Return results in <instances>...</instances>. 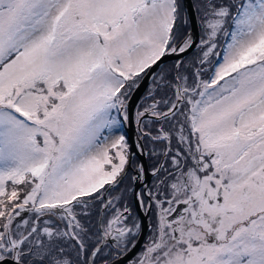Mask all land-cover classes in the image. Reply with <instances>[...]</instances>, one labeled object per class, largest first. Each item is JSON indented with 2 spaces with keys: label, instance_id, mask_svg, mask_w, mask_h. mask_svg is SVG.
<instances>
[{
  "label": "snow or ice",
  "instance_id": "6c2138e0",
  "mask_svg": "<svg viewBox=\"0 0 264 264\" xmlns=\"http://www.w3.org/2000/svg\"><path fill=\"white\" fill-rule=\"evenodd\" d=\"M134 207L129 264H264V0H0V264H119Z\"/></svg>",
  "mask_w": 264,
  "mask_h": 264
},
{
  "label": "water",
  "instance_id": "95a60500",
  "mask_svg": "<svg viewBox=\"0 0 264 264\" xmlns=\"http://www.w3.org/2000/svg\"><path fill=\"white\" fill-rule=\"evenodd\" d=\"M190 53V52H189ZM187 53V55L189 54ZM175 59L174 57L168 58L164 61L167 62L169 60H173ZM152 71H156L155 68H153ZM150 80L148 77H145L142 81V83L140 84L139 88L133 93L131 100H130V111L134 112L135 107L141 97V95L143 94V92L145 91L146 87L149 85ZM127 127V131L129 133V136L131 138V142L135 141V133H137V129H136V125L130 124ZM138 210L140 211V209L138 208ZM140 213L142 214V212L140 211ZM142 223H143V233L142 235L139 237L138 242L136 244V247L133 248L130 252H128V254L126 256H124L120 261L119 264H124L125 262H127L130 258H132L136 252L139 250V247L143 241V238L147 232V228H148V221H147V216H145L144 214H142Z\"/></svg>",
  "mask_w": 264,
  "mask_h": 264
},
{
  "label": "flooded vegetation",
  "instance_id": "af4514ba",
  "mask_svg": "<svg viewBox=\"0 0 264 264\" xmlns=\"http://www.w3.org/2000/svg\"><path fill=\"white\" fill-rule=\"evenodd\" d=\"M165 65H167V64H165ZM148 89H149V85L146 87V89H145V91L143 92V94L141 95V97H143L144 95H145V93L148 91ZM141 97H140V99H139V101H138V103L137 104H139V103H141ZM137 106V105H136ZM135 109H136V107H135ZM135 111V110H134ZM128 135H129V133H128ZM138 138V134L137 133H135V140ZM130 143H131V139H130ZM150 163V162H149ZM134 211H135V213L137 214V216L140 218V220L142 221V214H143V212H142V214L140 213V211L138 210V208H135L134 207ZM147 221H148V223H149V221H153L154 222V216H152V215H149V216H147ZM150 235V232H149V229L147 228V232H146V234H145V236H144V238H143V241H142V243H141V245H140V247H139V250L136 252V254L132 257V258H130L127 262H125L124 264H129V261L130 260H132L140 251H141V249H142V247H143V245H144V242H145V240L147 239V237ZM139 239V238H138Z\"/></svg>",
  "mask_w": 264,
  "mask_h": 264
},
{
  "label": "rangeland",
  "instance_id": "374dc122",
  "mask_svg": "<svg viewBox=\"0 0 264 264\" xmlns=\"http://www.w3.org/2000/svg\"><path fill=\"white\" fill-rule=\"evenodd\" d=\"M192 55H193V53L190 52L187 56L191 57ZM173 61H174V59L173 60H169V61L165 62V64L170 65Z\"/></svg>",
  "mask_w": 264,
  "mask_h": 264
}]
</instances>
